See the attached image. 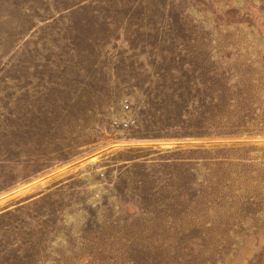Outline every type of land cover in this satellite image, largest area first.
<instances>
[{
    "label": "rangeland",
    "instance_id": "1",
    "mask_svg": "<svg viewBox=\"0 0 264 264\" xmlns=\"http://www.w3.org/2000/svg\"><path fill=\"white\" fill-rule=\"evenodd\" d=\"M0 264H264V0H0Z\"/></svg>",
    "mask_w": 264,
    "mask_h": 264
}]
</instances>
